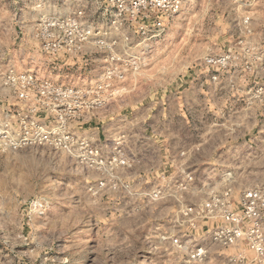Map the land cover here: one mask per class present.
<instances>
[{
    "label": "rangeland",
    "instance_id": "obj_1",
    "mask_svg": "<svg viewBox=\"0 0 264 264\" xmlns=\"http://www.w3.org/2000/svg\"><path fill=\"white\" fill-rule=\"evenodd\" d=\"M181 1L131 23L109 0H0V264L255 257L211 241L223 219L183 211L214 204L222 173L236 211L243 190H264V0ZM107 45L124 57L119 78L102 72ZM147 124L181 137L183 168L175 151L158 161ZM40 129L54 145L37 143Z\"/></svg>",
    "mask_w": 264,
    "mask_h": 264
},
{
    "label": "built area",
    "instance_id": "obj_2",
    "mask_svg": "<svg viewBox=\"0 0 264 264\" xmlns=\"http://www.w3.org/2000/svg\"><path fill=\"white\" fill-rule=\"evenodd\" d=\"M110 5L115 9L117 16L126 15L131 23L137 22L138 19H144L148 21L156 10H162L169 15H175L180 11L182 7L181 0H109ZM149 23V21L147 22ZM152 25L157 31L163 30L164 25L160 20H153ZM107 49L110 50V45H107ZM124 57L119 56L112 50L106 53L104 62L106 66L103 68V74L106 75L107 79L119 78L122 75V70L120 69V64L124 62ZM217 60H208V63L216 64ZM25 82H21L22 87L34 85L33 79L28 77H21ZM212 80L216 77L212 76ZM110 83L104 84L107 86ZM40 86V85H39ZM96 87H100L95 83ZM46 90V89H45ZM20 98H25L23 92L20 93ZM37 138V143L42 145L44 143L53 144L48 134L43 129H40L39 133L34 137ZM87 146V144H86ZM201 143L196 147V151H199ZM88 155L91 158H99L98 152L96 150H91L89 148ZM185 159V147L182 146L175 150V155L171 156L170 162L173 167L183 168L186 163L180 160ZM116 159H113V161ZM102 163V161H99ZM226 167V165H221ZM231 173H222L221 179L223 181L224 187L221 191H215V196L212 200L215 201L214 204H209L207 202L200 203L193 207H186L183 211L185 217H192L191 222L199 220L201 218H216L219 217L224 220L227 225H223L213 229L209 232L211 241L221 248L236 247L241 242L245 243L247 248L254 254V258L248 260L244 253H240L237 256L230 257L227 259V264H264V190L263 189H246L243 190L240 195V200L238 202L239 211L232 209V204L230 202L231 197H229L230 185L233 182L231 179ZM211 190V189H210ZM224 191V192H223ZM210 193V192H209ZM220 199L226 202L224 205L220 202ZM226 206L227 209H220L219 214L213 208L218 206ZM213 207V208H212ZM192 227L195 226L192 224ZM203 251L198 248L196 249L191 258L197 257L200 259Z\"/></svg>",
    "mask_w": 264,
    "mask_h": 264
},
{
    "label": "crops",
    "instance_id": "obj_3",
    "mask_svg": "<svg viewBox=\"0 0 264 264\" xmlns=\"http://www.w3.org/2000/svg\"><path fill=\"white\" fill-rule=\"evenodd\" d=\"M177 90H180L178 92H175L176 96L175 97V100L177 101L178 104H182V103H186V100H187V95H183V90L186 89L187 90V87H184V84L182 83L181 85H179L177 88ZM175 90V91H177ZM168 98H170V96H168ZM167 98V99H168ZM169 118L170 120H173L174 119V116H166V119ZM155 126V124H153ZM146 131H145V134H148L154 141V143H158L157 144V150H158V153L159 155L161 156L159 158L158 161H162V159L164 161L167 160V157L169 156V153H171L172 151H175L177 148L181 147V146H184L183 145V141L181 140V137L177 134L175 135L174 132H170L168 129L164 130V129H161L160 131H158L157 129H154L152 128L151 124H147L146 125ZM162 126H164V124H162ZM103 129V125H100L99 128H90L88 129L89 131H95L97 130L98 134H101V136L103 135L102 134V130ZM207 133H210V132H207ZM173 136L176 137V139H178L177 141H174L175 143L174 144H170V140L173 139ZM201 136V135H200ZM182 143V144H181ZM211 151H214V152H218L219 151V148H217V146L215 147V149H211Z\"/></svg>",
    "mask_w": 264,
    "mask_h": 264
}]
</instances>
